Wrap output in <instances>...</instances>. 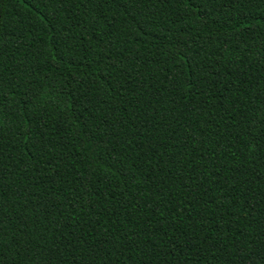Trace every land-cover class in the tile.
I'll return each mask as SVG.
<instances>
[{"label":"trees","instance_id":"16d2710c","mask_svg":"<svg viewBox=\"0 0 264 264\" xmlns=\"http://www.w3.org/2000/svg\"><path fill=\"white\" fill-rule=\"evenodd\" d=\"M0 264H264V0H0Z\"/></svg>","mask_w":264,"mask_h":264}]
</instances>
